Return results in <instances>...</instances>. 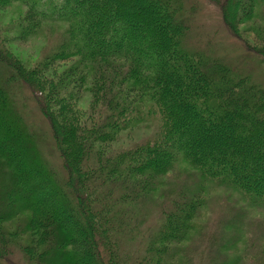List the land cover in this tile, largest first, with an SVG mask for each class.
Instances as JSON below:
<instances>
[{
  "label": "trees",
  "instance_id": "16d2710c",
  "mask_svg": "<svg viewBox=\"0 0 264 264\" xmlns=\"http://www.w3.org/2000/svg\"><path fill=\"white\" fill-rule=\"evenodd\" d=\"M189 1L0 0V17L25 8L0 25V264H162L193 229L206 184L264 209V80L191 47ZM209 1L264 65V0ZM47 22L65 23L64 36L26 69L11 44ZM86 92L88 106L76 107ZM141 125L154 134L130 148L111 144ZM41 143L55 149L48 152L59 168ZM182 163L196 171L198 187L183 186L161 202L153 224L141 223L162 176ZM13 218L29 245L4 235ZM232 255L208 256L207 264H264L261 248L253 263Z\"/></svg>",
  "mask_w": 264,
  "mask_h": 264
},
{
  "label": "rangeland",
  "instance_id": "374dc122",
  "mask_svg": "<svg viewBox=\"0 0 264 264\" xmlns=\"http://www.w3.org/2000/svg\"><path fill=\"white\" fill-rule=\"evenodd\" d=\"M187 3L188 7H194L192 14L194 30L188 42L191 47H201L217 55L228 56L231 62L241 70L253 74L257 79L264 80V65L259 62V55L248 53L242 42L230 34L229 30L222 24L219 7L209 0H190ZM24 10L25 8L20 5H13L1 10L0 25L5 28L8 27L11 22L17 21L18 16ZM251 25L250 23L244 27L246 29ZM66 28V24L61 22L45 23L42 31L31 40L14 41L11 44L14 56L25 65L26 69L34 67L35 63L44 59L46 55L58 47ZM245 36L250 39L255 38L251 31L250 33L247 31ZM90 97V93H83L76 107L85 109L90 102ZM30 103L29 110L34 112L33 101L30 100ZM29 119L33 121L32 116ZM37 121L39 124L41 123L39 119L35 120V122ZM45 122L42 120L41 123L44 127ZM144 125L120 132L117 140L111 144L115 148L125 149L145 140L154 134L155 130L154 127L149 128ZM40 147L50 164L59 168L61 162L59 158L57 159L58 154L48 152V149L53 148H50L48 144L45 146V143H41ZM195 172L188 164L182 163L162 176L161 185L153 193V199L148 202L146 207L148 215L141 218V223L145 221L147 226L153 224L156 220L153 216L157 215L161 202L169 200L180 192L179 190L182 191L183 186H187L189 189L197 188ZM203 198L205 204L194 220L193 229L189 231L185 240L174 245L176 247L174 254L164 258L162 264H207L208 256L219 255V253L223 255L233 254L232 256L239 255L241 261L248 256L244 261L245 263L256 262L253 254L258 253L260 248L264 249V209L250 207L239 198L236 192L225 187L206 184ZM28 215V213H23L21 218L23 219ZM234 224H237V227ZM1 229L4 235L11 240L10 244L21 246L30 244L31 236L24 230L22 220L17 218L7 220L3 222ZM221 245H228L227 247L231 250L226 253V250L222 249L225 246ZM123 246L127 249L129 247L134 249L137 245ZM18 252L16 257L21 258L23 254L19 250Z\"/></svg>",
  "mask_w": 264,
  "mask_h": 264
}]
</instances>
